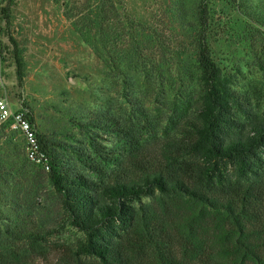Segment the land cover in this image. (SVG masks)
I'll list each match as a JSON object with an SVG mask.
<instances>
[{
  "label": "trees",
  "instance_id": "trees-1",
  "mask_svg": "<svg viewBox=\"0 0 264 264\" xmlns=\"http://www.w3.org/2000/svg\"><path fill=\"white\" fill-rule=\"evenodd\" d=\"M3 1L8 25L17 0ZM166 13L175 38L119 0L63 5L127 113L84 112L58 139L21 104L48 172L27 161L10 121L0 128V264L45 258L47 235L64 225L81 237L58 245L55 264H264V0H173ZM223 35L247 52L254 81L241 84L232 55L218 58ZM37 201L50 217L31 229Z\"/></svg>",
  "mask_w": 264,
  "mask_h": 264
},
{
  "label": "rangeland",
  "instance_id": "rangeland-1",
  "mask_svg": "<svg viewBox=\"0 0 264 264\" xmlns=\"http://www.w3.org/2000/svg\"><path fill=\"white\" fill-rule=\"evenodd\" d=\"M86 1L17 0L11 9L9 24H2L4 31L0 35V42L5 50V61L2 65L4 88L0 98L6 99L11 110L26 104L32 112L36 129L58 139L75 133L70 118H79L84 112L111 109L121 117L127 113L124 105L117 109L118 102L121 103L118 98L120 83L113 75L108 77L101 61L64 18V4ZM119 1L134 19L158 33H164L166 37L175 38L168 33L169 23H174L173 18L166 13L172 7L173 0ZM10 37L20 52L23 62L20 73L23 76L17 74ZM224 39L229 44L217 47L218 58L227 59L228 55H232L242 72V76H239L241 84L254 81L258 75L247 52L234 45L233 40L224 38V35L217 38V44ZM172 43L176 45L174 39ZM148 105L154 114L158 107L162 109L156 119L163 123L167 113L165 107L152 100ZM46 204L45 201H37L27 210L26 219L31 229L49 221ZM80 237L79 233L66 225L56 228L45 240L47 256L32 257L31 264H55L59 255L58 245L74 243Z\"/></svg>",
  "mask_w": 264,
  "mask_h": 264
},
{
  "label": "built area",
  "instance_id": "built-area-1",
  "mask_svg": "<svg viewBox=\"0 0 264 264\" xmlns=\"http://www.w3.org/2000/svg\"><path fill=\"white\" fill-rule=\"evenodd\" d=\"M4 7V1L0 0V35L3 29L2 24L5 21L2 18V8ZM5 58V52L0 42V92L4 88V79L2 74L3 59ZM28 110L21 108L11 110L8 102L5 98H0V128L10 121V125L7 128L8 131H13L24 142V156L28 162L42 167L46 172L49 171V163L46 155L40 151L38 140L36 138L34 125L29 119Z\"/></svg>",
  "mask_w": 264,
  "mask_h": 264
}]
</instances>
